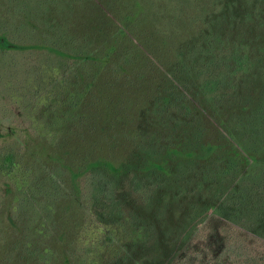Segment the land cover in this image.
<instances>
[{
  "label": "trees",
  "instance_id": "1",
  "mask_svg": "<svg viewBox=\"0 0 264 264\" xmlns=\"http://www.w3.org/2000/svg\"><path fill=\"white\" fill-rule=\"evenodd\" d=\"M160 42L169 48H161ZM169 51L173 54H167ZM169 67L183 72L187 78L180 83L171 77L173 87L162 101L168 104L169 111L184 101L187 113L195 114L191 102L192 96L198 95L209 105H231L236 101L238 86L264 79V0H0L2 75L26 71L35 78L43 75L57 82L64 93L60 102L66 104V112L76 108L77 118L83 115L82 103L88 89L98 88V94H103L104 88L107 91L114 87L111 83L122 77L134 86L148 83L154 88L155 82L147 77ZM104 74L111 77L110 83L100 80ZM11 83H6L9 89ZM236 128H240L245 145L264 146V99ZM15 161L16 153H6L2 166L6 167L3 170L8 176L16 175ZM125 164L98 156L78 165L77 171H73V166L77 167L75 163L70 165L60 160L44 177L33 172L35 175L30 178L26 171L20 170L19 187L27 185L20 205L39 209L38 213L44 211L46 221L41 225L47 230H58L65 225L62 208L55 209L54 204L74 203L75 197L64 187L69 178L74 181L75 177L93 171L92 199L86 208L102 212L101 206L112 200L109 208L105 206L108 210L102 212L105 217L100 215L96 223L92 221L95 229L103 228L99 234L95 230L89 246L82 247L83 241L70 239L69 254L61 250L67 254L69 264H123L157 238L152 221L140 214L137 221L132 216H123V198L117 195V190L123 174H129ZM151 164L138 177V187H144L142 193L149 205L159 200L166 207L169 202L166 186L174 179H170L166 164ZM237 164L238 161L230 159L227 168L215 174L221 179L230 176ZM184 170L179 169L178 174L187 178ZM203 186L199 184L198 188ZM36 203L41 207H35ZM227 207L222 206L219 211L231 220ZM205 208L207 213L214 212L215 203L206 201ZM55 212L59 218H54ZM207 213L198 209L190 225L183 227L179 241L185 248L176 263L202 264L198 253L188 250ZM37 228L17 244L25 263L63 264L59 258L64 255L55 245L60 243L62 247L63 236L59 240ZM231 242L226 250L230 255L233 245H241ZM233 260L236 264H259L257 257L244 254L236 255ZM216 262L223 263L219 259Z\"/></svg>",
  "mask_w": 264,
  "mask_h": 264
},
{
  "label": "rangeland",
  "instance_id": "2",
  "mask_svg": "<svg viewBox=\"0 0 264 264\" xmlns=\"http://www.w3.org/2000/svg\"><path fill=\"white\" fill-rule=\"evenodd\" d=\"M166 45L160 42L161 48L168 49ZM172 76L180 83L187 79L183 72L169 67L147 77L155 82L154 88L148 83L134 86L122 77L111 83L114 87L107 91L104 88L103 94H98V88L88 89L82 103L83 115L77 118L76 108L66 112V104L60 102L64 93L57 82L43 75L35 78L26 71L5 77L0 71V264H27L17 244L37 227L59 240L63 236L65 244L55 245L67 253L70 239L83 241L81 246L85 247L95 230L102 233L103 227L95 229L92 221L100 215L105 217L102 212L108 210L112 200L105 203L108 208L101 206L102 212L88 208L93 192L92 170L74 181L67 178L64 187L75 201L54 204L55 209L62 208L65 222L58 230L42 227L41 222L46 221L44 211L21 207L20 198L27 185L18 184L20 170L30 178L35 175L33 172L44 177L60 160L75 163L73 171H77L82 163L98 156L124 162L128 167L129 174H123L117 190L123 198V216L137 221L140 214L152 221L157 230L155 241L146 249H138L123 264H175L185 248L179 241L183 227L190 225L198 209L207 213L206 201L215 203V211L207 213L205 222L199 224L188 251H196L202 264H217V259L236 264L233 258L243 254L257 257L258 263L264 264V146L245 145L240 128H236L264 99V79L238 86L236 101L231 105L216 107L206 104L199 95L192 96L195 114H188L184 101L173 105L171 111L162 102L173 87ZM100 80L110 83L111 77L104 74ZM8 82H12L10 89ZM9 152L16 153L17 176L13 177L3 170ZM230 159L238 161L237 168L232 175L218 178L215 173L226 169ZM152 162L166 164L170 179H174L166 186V207L159 200L153 202L155 206L149 205L142 193L144 187H138V177ZM181 168L187 178L178 174ZM199 184H204L202 189ZM222 206H228L231 220L221 215ZM57 217L55 212L54 218ZM231 241L241 244L233 245L232 255L226 253ZM60 254L64 257L59 261L69 264L67 254Z\"/></svg>",
  "mask_w": 264,
  "mask_h": 264
}]
</instances>
